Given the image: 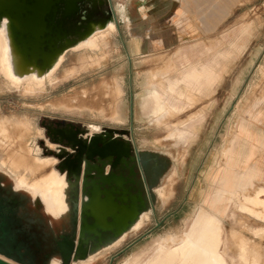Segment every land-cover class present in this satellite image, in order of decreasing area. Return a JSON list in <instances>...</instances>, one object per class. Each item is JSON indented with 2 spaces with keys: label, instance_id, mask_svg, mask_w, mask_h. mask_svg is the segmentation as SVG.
Segmentation results:
<instances>
[{
  "label": "rangeland",
  "instance_id": "rangeland-1",
  "mask_svg": "<svg viewBox=\"0 0 264 264\" xmlns=\"http://www.w3.org/2000/svg\"><path fill=\"white\" fill-rule=\"evenodd\" d=\"M261 1L232 5L226 19L225 6L218 2L196 7L190 0H111L115 30L68 51L43 82L7 80L0 35L1 179L15 189L18 183L26 198H32L26 189L34 187L46 209L56 207L49 195L62 178L51 168L45 181L40 172L33 178L17 169L16 161L24 150H30L29 157L24 153L31 159L52 157L41 146L49 143L48 121L97 127L98 132L131 130L128 139L145 162L151 209L142 227L117 247L79 264H147L160 246L189 230L200 209L221 219L219 253L225 250L226 264H264V219L252 213L262 209L243 200L264 189V99L256 96L264 87ZM194 68L207 70L200 94L187 85ZM113 88L119 90L122 118L118 114L117 121L100 104ZM156 98L170 111L159 116Z\"/></svg>",
  "mask_w": 264,
  "mask_h": 264
},
{
  "label": "water",
  "instance_id": "water-1",
  "mask_svg": "<svg viewBox=\"0 0 264 264\" xmlns=\"http://www.w3.org/2000/svg\"><path fill=\"white\" fill-rule=\"evenodd\" d=\"M110 17L116 24L110 0H0V19L8 21L22 56L44 65L61 53L62 42L84 39L92 25L103 26ZM55 125L46 134L55 149L44 153L57 160L54 168L72 186L68 197L74 240L60 249L61 264H71L128 231L151 209L150 194L139 177V154L128 139L131 130L103 128L89 135L88 128L72 123ZM81 182L85 199L80 205ZM0 264L12 263L0 258Z\"/></svg>",
  "mask_w": 264,
  "mask_h": 264
},
{
  "label": "bare ground",
  "instance_id": "bare-ground-1",
  "mask_svg": "<svg viewBox=\"0 0 264 264\" xmlns=\"http://www.w3.org/2000/svg\"><path fill=\"white\" fill-rule=\"evenodd\" d=\"M119 11L121 13H124V9H120ZM91 29H92V31L90 32V34H88V36H86L82 40H79L77 37L71 38L70 40L74 41V44H72V45H67L65 42H62L64 45V48L61 50V53L57 54V56L52 60V62L46 63L44 65L40 61H34V60H31L29 58H25L22 56L20 45L18 43L17 37L12 34V31L10 29L8 21L5 18H1L0 19V35L3 39V44H4L3 53H2V62L6 68V71H7V76H6L7 80L12 82V83H15V84L23 83L24 81H26L28 79H32L34 82H41V81L43 82L46 77H48L50 74H52L56 71V69L61 64L64 55L68 51L78 50L82 46L87 47L90 44V39L95 34L105 32L107 30L114 31L115 30V23H114L113 19L110 17V19L108 21H106L103 26L100 25V26L95 27L94 25H92ZM95 47L96 46H93V48H95ZM105 84H104V86H105ZM110 86H113V85H110ZM102 88H104V87H102ZM107 88H108V85H107ZM105 89H106V87H105ZM115 89L113 88L114 91H111V92H107L109 90L106 89L107 90L106 91L107 96H106L105 100L102 99L100 101V104L102 103L101 104V110L106 111L109 118L117 121V120H120V118L118 116L119 113H118L117 104H116V96H117L116 92H118L119 90L116 91ZM156 104H157V110H156L157 113L161 112L159 114V116L164 114L163 112L170 111L169 107L167 109V107L163 101H160L157 99ZM121 118H122V116H121ZM6 125H8V124H6ZM11 125H13V124H11ZM3 126L4 125L1 124L0 132L1 131L5 132V128H3ZM16 128H18V126H14L15 130H16ZM18 129H19L20 134L23 135V131L21 132L20 128H18ZM91 130L94 133H97L99 128L92 127ZM16 131L18 132V130H16ZM3 132H1V133H3ZM24 133H26V131ZM20 134L18 133V135H20ZM0 135L2 136V134H0ZM8 135H11V134H8ZM22 135H20V136H22ZM6 137L4 135V138H2V139H5ZM16 137H17V135H16ZM18 138H20V137L18 136ZM10 140L11 139H9L8 141H10ZM13 140H15V139H13ZM13 142L15 143V141H13ZM24 142H26V141L24 140ZM4 144H5V142H4ZM18 145H17V147H18ZM24 145H25V143H22V140H21L19 148L24 149ZM51 145H53V144H51ZM12 152H14V151H12ZM16 152H15V154L17 155ZM24 152H27V154H28L30 152V150H26V151L24 150L23 152H21L17 156L18 157V160H16V161H18L17 162L18 163L17 169L20 167L24 168V170L29 172L31 174L30 176H32L33 178H34L36 173L40 172L41 174H43L40 179H42L43 181H45L46 178L48 179L47 175H48V172L51 171L50 167H51L52 161L51 160L39 161L38 159H35V158L31 159V158H28L29 154L27 157V154H25ZM11 155H12V153L10 154V156ZM16 155H13L14 160H15V158H17V157H15ZM11 160L13 161V158ZM36 176H38V175H36ZM35 180L36 179H34L33 181H35ZM58 182L60 183L59 184L60 188L57 190H54L52 192L53 194L51 193L49 195V199L53 200L56 203V207L53 209H50L49 211L51 212V211L58 210L57 212L60 214V217L64 216L67 218L69 216V212H70L68 195H69L70 191L72 190V186L68 183L67 179L64 180V183H62L63 182L62 179L58 180ZM242 182L239 184V186L242 185ZM82 188L83 187H82V182H81L80 190H79V192H80V196H79L80 205L82 203V200L85 199V196H82ZM26 190L33 192V194L36 193V189L34 187H30ZM250 196H253V195H250ZM243 200L246 203V205L248 204V202H246L247 200H250V201H252L253 204L258 205V207H260L262 209V210H260L261 213L257 214L256 209L254 208L255 210L252 212L253 216L255 218L258 217V218L264 219V215H262V213L264 212V189L263 188H261V189L259 188L257 190L255 198L248 199V197H247V199L243 198ZM238 204H239V202H238ZM234 208H236V206ZM251 208H253V206ZM239 209L242 211L243 206L240 205ZM251 210H253V209H251ZM148 212H149V209L147 211L142 212L138 216V219L134 222V224L132 226H130V229L126 232H123L119 237H117L115 240H113L110 244L102 247L101 249H97L96 251L90 253L89 256L87 257V259L81 260V261H78V262H75L72 264H79L81 262H87L88 260H91L92 258H95V257L99 256L100 254H102L108 250H111V249L117 247L118 245H120L129 234L138 231L142 227V225H141L142 218L144 217V215H146V214L148 215ZM198 212L199 213H197L198 215H196V218L194 219L193 223L190 225L189 230L180 239L171 238L168 241L169 242L168 244H164L163 246H160V248L157 251L156 256L153 259H151L147 264H226L225 263V256H227V254H226L225 250H223V251H221V253H219V235L221 233L219 231V227L221 224V219H220L219 215L217 216L216 213H213L211 211H207L205 209H200ZM244 213H247V212L244 211ZM244 242L242 241V244ZM237 247H240V246H237ZM241 250H242V248L239 249L238 251L241 252ZM7 262H9V261H7ZM54 262L61 264V262L59 260H56V259L51 264H54ZM9 263H11V262H9ZM232 264H236V263L233 262Z\"/></svg>",
  "mask_w": 264,
  "mask_h": 264
},
{
  "label": "flooded vegetation",
  "instance_id": "flooded-vegetation-1",
  "mask_svg": "<svg viewBox=\"0 0 264 264\" xmlns=\"http://www.w3.org/2000/svg\"><path fill=\"white\" fill-rule=\"evenodd\" d=\"M56 122L59 121H48L44 124L45 134L48 133L47 128H56ZM59 123L62 126L67 124ZM93 133L90 129L89 135ZM46 145L41 144L43 152L47 151L45 148L55 149L50 143ZM139 158L141 175L147 184V168L144 160L140 156ZM38 159L52 160L50 168L64 183L65 175H61L54 168L57 164L54 157ZM17 188L22 187L17 183L15 189L0 178V258L13 264H51L55 259L61 262L60 249L67 241L74 240L70 217H60L58 210L50 212L31 191L27 190L32 198H26ZM59 218L62 221L57 224L55 220Z\"/></svg>",
  "mask_w": 264,
  "mask_h": 264
},
{
  "label": "crops",
  "instance_id": "crops-1",
  "mask_svg": "<svg viewBox=\"0 0 264 264\" xmlns=\"http://www.w3.org/2000/svg\"><path fill=\"white\" fill-rule=\"evenodd\" d=\"M190 1L196 7H199L201 4L206 5L208 3H215V2L224 4L225 9H224V15L222 16V18L228 19L230 9H232L231 8L232 5L256 4V2L261 1V0H190ZM261 2L264 4V0H262ZM208 18H210V19L213 18L212 13L210 14V16ZM206 74H207V70H205V69H203L202 71H198L196 68H194L191 71H189V73L187 74V78H189V83L187 84L188 87L191 88L192 91H195L196 93L200 94L202 92L201 87L203 85V81L201 82V78H202V80H204L206 82V78H207ZM263 83H264V81H263ZM170 89L173 90V88H170ZM256 96H259V97L264 99V87L262 88L261 91H256ZM189 100L195 101V98L190 97Z\"/></svg>",
  "mask_w": 264,
  "mask_h": 264
}]
</instances>
